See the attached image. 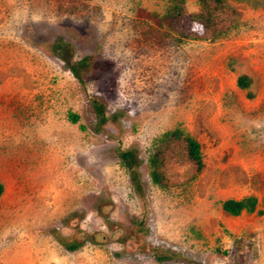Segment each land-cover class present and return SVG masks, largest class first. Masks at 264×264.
<instances>
[{"label": "rangeland", "instance_id": "374dc122", "mask_svg": "<svg viewBox=\"0 0 264 264\" xmlns=\"http://www.w3.org/2000/svg\"><path fill=\"white\" fill-rule=\"evenodd\" d=\"M172 1L0 0V264H264V5L226 0L212 39ZM178 127L203 166L163 188L149 159Z\"/></svg>", "mask_w": 264, "mask_h": 264}, {"label": "trees", "instance_id": "16d2710c", "mask_svg": "<svg viewBox=\"0 0 264 264\" xmlns=\"http://www.w3.org/2000/svg\"><path fill=\"white\" fill-rule=\"evenodd\" d=\"M199 9L196 12L190 13V18L199 22L206 28L202 38H216L223 35L232 27V20L230 14L235 10L226 3V0H197ZM256 3L264 5V0H256ZM186 7L185 0H173L168 6L164 18L166 21L173 22L184 14L182 6ZM195 37H200L194 35ZM202 36V35H201ZM74 74L79 78L80 65L71 66ZM250 78L247 75H241L237 79L238 86L247 88L249 86ZM98 113L102 114L101 121H106L103 115L104 108H97ZM73 122L79 120V115H72ZM159 146L154 151L149 159L151 167L150 176L152 181L160 187H169L173 181L168 173V162L180 165L186 163L194 168L195 172H199L203 166V154L200 143L192 137L189 133L181 128H175L166 131L159 139ZM177 158H174V157ZM123 165L129 169L132 182L139 195L143 192L139 172L135 169L137 160L136 155L131 150H126L120 153ZM4 192V185L0 182V198ZM264 200V199H263ZM259 200L256 196H247L241 199H226L223 203V209L231 215H240L243 211L254 212L257 209ZM259 212H262L260 210ZM77 244H72L70 248H75Z\"/></svg>", "mask_w": 264, "mask_h": 264}]
</instances>
